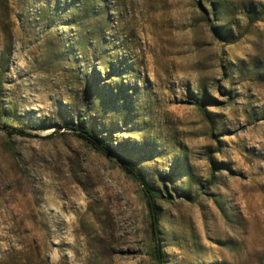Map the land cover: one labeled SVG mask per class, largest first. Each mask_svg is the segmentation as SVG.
I'll return each mask as SVG.
<instances>
[{"label": "rangeland", "instance_id": "374dc122", "mask_svg": "<svg viewBox=\"0 0 264 264\" xmlns=\"http://www.w3.org/2000/svg\"><path fill=\"white\" fill-rule=\"evenodd\" d=\"M79 121L170 193L163 264H264V0H0V123L37 136L0 131V264H157Z\"/></svg>", "mask_w": 264, "mask_h": 264}, {"label": "trees", "instance_id": "16d2710c", "mask_svg": "<svg viewBox=\"0 0 264 264\" xmlns=\"http://www.w3.org/2000/svg\"><path fill=\"white\" fill-rule=\"evenodd\" d=\"M220 30L221 28L216 29L215 31L218 36L222 37V32ZM195 101L197 104L201 105L203 103V98H195ZM201 109L203 108L201 107ZM60 129L70 131L75 135L76 138L84 142L88 147L101 153L105 157L109 159H115L119 163L120 169L123 171V173L139 184L142 194L146 200L150 216V230L154 242V249L150 254L157 262V264H163L161 240L159 237L160 233L157 227L159 221V213L158 207L156 205V200L162 199L164 201H169L170 193L168 192V190L165 189V195L158 193L157 190L148 183L145 176L138 169L136 164L126 160L123 156L119 155L117 151L109 146L104 139L99 138L89 128L85 127L84 122L79 121L72 124H65ZM60 129H56L55 131H58ZM0 131L4 132L8 136L16 135L20 137H37L25 132L24 130L13 128L2 123H0ZM162 179V184L165 186L167 180H170V174L163 175Z\"/></svg>", "mask_w": 264, "mask_h": 264}]
</instances>
